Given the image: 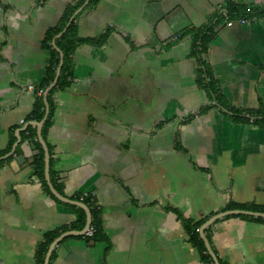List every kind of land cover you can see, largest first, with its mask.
<instances>
[{
	"label": "crops",
	"instance_id": "crops-1",
	"mask_svg": "<svg viewBox=\"0 0 264 264\" xmlns=\"http://www.w3.org/2000/svg\"><path fill=\"white\" fill-rule=\"evenodd\" d=\"M79 1L0 0L2 156L16 145L0 166V264H37L44 235L79 221L81 208L34 175V143L16 138L34 126L38 89L48 117L55 76L42 87L44 40ZM227 2L264 9V0H85L70 16L84 42L42 139L52 186L71 201L90 196L103 239L70 235L51 264H214L201 225L239 210L229 206L264 207V127L247 114L264 110V16L227 26ZM191 28L212 33L203 58L221 104L199 85L192 39L180 37ZM244 217L260 218L228 214L204 230L219 264H264V222ZM200 221L203 252L184 225Z\"/></svg>",
	"mask_w": 264,
	"mask_h": 264
},
{
	"label": "trees",
	"instance_id": "trees-1",
	"mask_svg": "<svg viewBox=\"0 0 264 264\" xmlns=\"http://www.w3.org/2000/svg\"><path fill=\"white\" fill-rule=\"evenodd\" d=\"M85 0H80L78 4L67 8L66 12L64 13L63 21L59 28L54 30L52 33L48 34L44 40V46L47 48L50 52V59L48 63V67L46 69V80L44 83L43 88L49 85V83L53 80L55 76V70L58 67L59 64V56L58 53L52 48L51 45V40L53 36L64 28L66 23L68 22L70 16L73 14V12L81 5L83 4ZM93 2V0H89V5ZM225 9H226V22L229 20H238L241 18L250 20L255 18L256 20L259 19L260 17L264 16V9L258 8V7H253V6H247L245 4H237V3H232V2H227L225 4ZM189 35L190 38L192 39V55L195 58L196 61V72H197V77H198V82L199 85H201L202 88L205 89L207 92L208 96L210 99L214 100L218 104H221V99L218 94V88L216 85L215 80L213 79L211 72L209 71V68L207 67L205 60H204V54L207 50V46L212 38V33L209 32V30H202V29H195L191 28L183 33L180 34V37ZM106 37V33L103 35L102 39ZM84 40L76 37V27L74 22L72 21L67 30L59 37L56 41L55 44L57 48L62 52V64L61 68L59 71V75L56 81L55 86L50 90L49 94L47 95V102L49 106V112H48V117L44 121L42 130H41V135L42 138H45L46 132L51 124L50 118H51V113L53 111V107L51 104V96L54 93L55 90L57 89H63L66 88L70 85V79H71V55L74 52V50L83 43ZM45 114V107H44V102L42 100V97H38L36 99V102L34 104L33 112L32 114L27 118V120L34 121V122H40ZM247 114L250 117H254L252 120L253 123L256 125L264 127V110H256V111H249ZM240 112L235 111L233 112V120L240 121V122H246L248 119H245L243 117H239ZM21 139L22 140H30L31 142L34 143L35 148L37 150V154L33 158V173L34 175L40 180L44 190L50 195L48 186L46 184L45 178H44V153L41 148V146L37 142V136H36V128L34 126H27L26 129L21 133ZM14 142V139H12V143ZM5 152H0V156L4 155ZM9 159L2 160L0 161V166ZM53 197V196H52ZM77 201L82 202L85 204L91 214V226L93 227L94 231L92 234L89 236L87 234H84L83 236H78V237H69V238H81L84 239L88 242H98L103 239L102 233H101V228H100V219H99V210L97 207L93 204L91 201L90 196H83V197H78L76 196L74 198ZM239 209L243 211H249V212H257L259 211L260 213L264 214V207L256 208V207H249V206H229L228 209ZM79 211V221L70 226L75 231H80L84 228L85 225V213L82 209H77ZM244 218H249V219H255L257 221H262L264 222V219L261 218H252V217H244ZM203 223V221H200L194 225H190L189 222H187L185 225V229L187 234L189 235L190 241L193 242L194 246H199L198 249L203 252L205 251V248L202 244V241L198 238L197 234V228ZM68 228H63L61 231L65 232L67 231ZM60 234V231H55V232H50L44 235V240L43 242L38 246L36 250V262L37 264H43L44 257L47 251L48 246L50 243ZM197 242V244H196ZM55 251L52 252L49 264H51V261L54 258V253ZM210 259V258H209Z\"/></svg>",
	"mask_w": 264,
	"mask_h": 264
},
{
	"label": "water",
	"instance_id": "water-1",
	"mask_svg": "<svg viewBox=\"0 0 264 264\" xmlns=\"http://www.w3.org/2000/svg\"><path fill=\"white\" fill-rule=\"evenodd\" d=\"M71 20H72V18H70L69 22L63 28V30L61 32H59L53 38V47L59 53L60 61H59L58 67L56 69L55 78H54L53 82L49 85V87L46 89V91L44 93V96L45 97H46L47 93L55 86L56 81H57V78H58V75H59V71H60V68H61V64H62V52L55 46V43L54 42H55L56 39H58L59 37H61V35L67 30V28H68ZM46 113H47V111H46ZM46 115L47 114H45L44 118L40 122L31 123L34 126H36V128H37V136H38L39 142H40V144H41V146L43 148V152H44V178H45V181L47 183V186H48V189H49L50 193L55 198H57L59 201H61L63 203L72 204L74 206H77V207L81 208L84 211V213H85V225H84V228L82 230H80V231H67V232H64V233H61L60 235H58L50 243V245L48 246L47 251H46V254H45V257H44L43 264H49L51 254H52L54 248L58 245V243L61 240H63L64 238H66V237H68L70 235H73V236H83L87 232V230L89 229V227L91 225V214H90V211H89L88 207L85 204H83L82 202L71 201V200H68V199L63 198L60 194H58V192L54 189V187L51 184L50 174H49V153H48V149H47V147H46V145H45V143H44V141L42 139V136H41V130H42V126H43V123L45 121ZM25 128H22V129H20L18 131V133L16 135V138L18 140L20 139V135H19L20 132L24 131ZM15 146H13L11 153L14 152ZM11 153L6 154L5 156L0 157V161L3 160V159H5V158H7ZM228 214H242V215H248V216H254V217L264 218V214L263 213L249 212V211H243V210H234V211H228V212L222 213L221 215L213 216L212 218H210L209 220H207L206 222H204L201 225L200 229H199V234H200L201 239L204 242L205 248H206L208 254L210 255V257L212 258L214 264H219V263H218L215 255H214V253L210 249V246L208 244V241H207L206 237L204 236V230L207 227H209L218 217L225 216V215H228Z\"/></svg>",
	"mask_w": 264,
	"mask_h": 264
},
{
	"label": "built area",
	"instance_id": "built-area-1",
	"mask_svg": "<svg viewBox=\"0 0 264 264\" xmlns=\"http://www.w3.org/2000/svg\"><path fill=\"white\" fill-rule=\"evenodd\" d=\"M251 20H256V19L253 18V19H251ZM247 21H248V20H247V19H244V18L238 19V22H239L240 24H245ZM227 26H232V20L227 21ZM30 89H32V87H30ZM42 93H43V90H41V89H38V90H37V95H38V96H41ZM93 231H94V229H93V227L90 225L89 229L87 230V232H86L85 234H87V235L90 236V235L92 234Z\"/></svg>",
	"mask_w": 264,
	"mask_h": 264
}]
</instances>
